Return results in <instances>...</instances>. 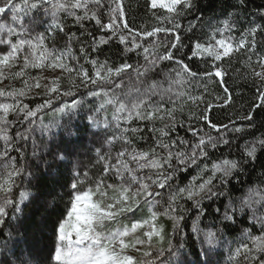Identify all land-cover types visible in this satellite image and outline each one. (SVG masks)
Listing matches in <instances>:
<instances>
[{
	"label": "snow or ice",
	"instance_id": "6c2138e0",
	"mask_svg": "<svg viewBox=\"0 0 264 264\" xmlns=\"http://www.w3.org/2000/svg\"><path fill=\"white\" fill-rule=\"evenodd\" d=\"M194 7L195 0H149L156 23L134 28L125 0H0V83L22 84L0 88V98L11 101L0 102V228L8 209L20 212L29 195L21 190L19 201L12 199L17 181L34 175L24 162L31 146L37 167L59 165L68 173H61L68 199L52 225L49 264H216L222 243L229 264H264V179L230 187L264 153V134L245 139L256 110L264 112V54L256 52L264 24L253 22L236 37L230 12L219 26L209 21L206 38L198 37L202 16L182 22ZM259 15L264 20V9ZM62 16L72 18L79 35L65 30ZM88 23L102 34L94 35ZM58 32L66 38L59 48ZM114 42L143 63L101 60L103 47ZM241 52L251 53L242 61V78L253 82L256 99L240 123L217 121L214 109L233 102L225 64ZM81 113L85 130H95L89 149L95 155L87 164L71 159L82 154L80 126L73 124ZM233 138L244 139L238 156L212 159L221 146L231 153ZM149 140L146 149L137 147ZM184 175H190L186 182ZM142 209L141 218L122 223ZM230 231L240 238L226 240ZM8 236L0 240L6 253L0 264H37L16 256Z\"/></svg>",
	"mask_w": 264,
	"mask_h": 264
},
{
	"label": "trees",
	"instance_id": "16d2710c",
	"mask_svg": "<svg viewBox=\"0 0 264 264\" xmlns=\"http://www.w3.org/2000/svg\"><path fill=\"white\" fill-rule=\"evenodd\" d=\"M237 5V7H234ZM264 9V0H244V6H238V0H195V7L192 12L187 14L183 19V23L187 25L188 21L194 20L196 16H202L203 24L197 28L195 35L198 37L206 38V34L209 31V21H211L212 26H219L222 22L228 18V13L232 12L234 15L231 19L236 22L237 31L234 34L238 35L241 31L250 26L251 23H262L264 20L260 18L259 10ZM125 10L129 22L134 28H141L143 25L147 24L149 27L153 26L156 21L153 18L152 11L149 8V0H125ZM238 12V16L235 13ZM157 15H161L162 10H158ZM47 19V17H44ZM106 19V17H105ZM62 22L66 26V31L75 32L77 35L80 34L78 26L73 22L71 17L62 16ZM87 29L91 31L94 35L99 36L102 33L99 32L98 26L94 23H88L86 25ZM257 54H264V36L257 35ZM56 47L59 48L66 42V38L62 33L56 34ZM84 43H90L89 40L85 39ZM49 45L52 46V42L49 41ZM74 48H78V44H73ZM89 52L91 49L89 48ZM77 56L80 54L77 52ZM94 55V54H93ZM123 55V59H122ZM246 55H251V53L241 52L236 54L235 59L230 62H226L225 66L229 67V77L226 78V85L229 87L232 93V104L223 110L220 107L214 109V116L217 121L228 123L229 119L237 121L239 117H243L252 110L253 102L256 99V93L254 90V85L252 81H245L242 78L244 72V67L242 61L245 59ZM101 60L108 59L110 64H120L127 60L128 63L135 64L138 60L143 63V60L132 53L122 54L118 42H114L108 46L103 47V53L100 56ZM255 59V57H253ZM83 62V61H82ZM203 68V65H200ZM239 71V74H237ZM37 70H31V75H37ZM58 74V73H57ZM44 76L51 77L53 73L51 71H45ZM9 86L14 88L22 87L19 80L8 81L4 80L0 83V88H8ZM209 90L218 96H223V92L220 86L213 85L209 82ZM211 99V97H208ZM0 102H11L5 100V98H0ZM25 103L30 102L29 99H25ZM40 100H31V103H39ZM191 107V105H189ZM187 111V109H186ZM255 117V127L248 130L245 139L248 141L253 140L254 137H260L264 134V112L256 110ZM11 118V116H10ZM52 118V114L49 113L45 117L47 122ZM88 122L83 119V113L80 117L73 120V124H78L80 126V139L81 143L78 145V151L82 153L79 157H72L73 162L79 159L83 164L88 163L89 156H94V152H89V149L93 148L94 142L92 138V132L94 129L85 130V124ZM246 123V122H244ZM180 135H184L183 129H179ZM191 135L190 133L188 134ZM37 140L40 137L37 136ZM244 143V139L233 138L232 150L229 153L227 148L221 146L218 150H214L215 154L212 159H216L223 154L229 158L238 156V145ZM151 144V141L137 142V147L147 148ZM95 147H100L99 144H95ZM26 160L24 162L31 165L29 171L33 172V176H26L23 180L17 181V187L13 189L12 199L19 201V193L21 190H25L29 193L28 197L19 204L21 209L20 212L14 213L13 209L10 207L8 209V218L6 219V224L3 228H0V240H8V233L11 232L13 236V241L10 247L16 252V256L37 262V264H49V251L51 246V235H52V225L57 219L59 212L63 209L64 204L67 202V191L68 189L63 187V178L61 173L64 169L59 165H53L52 169H48L46 166L41 165L36 166L35 162L32 161L30 153L31 146L27 150ZM15 155V153H13ZM50 159V158H49ZM64 175L68 173L64 172ZM190 175H195L194 171L190 172ZM190 175H184L182 177L183 181H187ZM264 179V153L258 155V159L246 167V171L241 174L237 180H233L230 187L235 189H246L249 186L260 184L261 180ZM242 181V183H241ZM240 191H234V196H239ZM220 201H217L212 205V209L218 207ZM211 210V209H210ZM145 210L137 212L136 215L129 216L127 219L123 220L122 223H130L133 219H139L144 215ZM213 219L212 216L208 217V221ZM19 235L16 232L18 225H21ZM226 240H232L234 238H240V232H228L226 233ZM20 240V244L17 247L15 241ZM31 248V251H29ZM219 253L222 255H214L213 259L216 264H229V251L227 243H222L221 247L218 249ZM6 253L0 247V261H3ZM10 258L15 259L11 253H7Z\"/></svg>",
	"mask_w": 264,
	"mask_h": 264
},
{
	"label": "rangeland",
	"instance_id": "374dc122",
	"mask_svg": "<svg viewBox=\"0 0 264 264\" xmlns=\"http://www.w3.org/2000/svg\"><path fill=\"white\" fill-rule=\"evenodd\" d=\"M233 35H235L236 37H239L238 35H236V34H234V33H233ZM124 223H125V222H124ZM125 224H129V223H128V222H126Z\"/></svg>",
	"mask_w": 264,
	"mask_h": 264
}]
</instances>
